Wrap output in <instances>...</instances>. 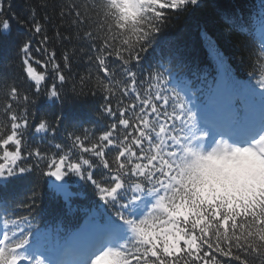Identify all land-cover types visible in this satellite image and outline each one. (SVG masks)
<instances>
[{
	"label": "snow or ice",
	"instance_id": "obj_1",
	"mask_svg": "<svg viewBox=\"0 0 264 264\" xmlns=\"http://www.w3.org/2000/svg\"><path fill=\"white\" fill-rule=\"evenodd\" d=\"M201 3L73 0L58 16L75 35L57 28L49 36L51 17L37 10L46 4L14 18L12 0H0V37L12 35L14 19L24 28L16 43L21 80L0 89V181L39 171L68 198L66 178L75 176L90 182L105 206L68 259L59 235L46 247L34 229L33 193L17 205L28 214H0V264H264V39L249 51L246 79L225 69L198 92L179 71L170 86L172 56L155 71L137 70L164 24ZM244 22L264 37V11ZM73 38L88 45L90 71L80 85L101 95L108 123L99 135L94 126L82 135L67 132L68 143L50 141L42 150L29 143V130L54 137L60 118L55 126L34 124L29 105L41 93L61 98L76 49L58 53L53 41ZM211 50L223 68V57ZM42 62L38 71L34 64Z\"/></svg>",
	"mask_w": 264,
	"mask_h": 264
},
{
	"label": "trees",
	"instance_id": "obj_2",
	"mask_svg": "<svg viewBox=\"0 0 264 264\" xmlns=\"http://www.w3.org/2000/svg\"><path fill=\"white\" fill-rule=\"evenodd\" d=\"M73 0H12L11 15L14 18L27 17L32 7L46 4L47 7L38 11L41 16L47 14L51 17L48 25V35L54 36L59 28L61 33L74 36L73 29L62 26L58 16L60 7ZM81 3L82 0H75ZM91 3L92 0H87ZM264 0H202L199 7L189 8L179 13L178 17L168 20L162 27L154 44L143 55L142 62L137 65L141 73L155 71L158 62L165 61L169 56L173 59V73L169 76L170 86L176 85V72L191 79L194 84L193 92L206 87L207 83L214 82L226 69L237 80L246 79L245 73L250 72L249 51L258 46L264 37L261 36L258 25L245 24L244 18L249 13L264 11ZM243 14V18H241ZM24 33V28L13 21L11 36L0 37V89L6 87L13 80H21V68L19 58L16 55V43ZM38 39V38H37ZM58 53L64 50L76 49L69 80L62 86L61 98L50 100L43 93L34 96V103L29 105V111L34 113V124L41 120L55 126L57 118H60L59 128L53 137L51 133H34L30 129L28 140L32 146L41 149H50V141L68 143L66 133L76 131L83 134L84 128L94 126L99 135L108 123L107 117L100 111L102 97L99 93L91 94L92 86L81 87L80 77L86 76L90 71L87 60L88 45L73 38L71 41L57 43L53 41ZM211 46H215L219 55L223 57L221 67L220 60L213 54ZM85 51L81 52L80 49ZM182 66L175 67L177 60ZM43 62L36 66L38 71H44ZM24 88H28L24 83ZM32 95L31 91L29 92ZM3 103V93L0 92V104ZM4 117L0 115V124ZM2 155V152H0ZM69 184L70 197L63 199L57 195L50 184L57 183L54 178L42 176L39 171L31 176L16 178L8 182L0 181V201L7 203L0 207V214L5 211L14 216H24L29 209L17 207L26 203L34 193L36 196L35 207L32 209L34 217V229L42 234V242L57 235L60 241L65 240L74 232L95 219H102L98 212L105 206L99 200L90 182L86 183L72 176L66 178ZM3 230L0 224V231Z\"/></svg>",
	"mask_w": 264,
	"mask_h": 264
},
{
	"label": "rangeland",
	"instance_id": "obj_3",
	"mask_svg": "<svg viewBox=\"0 0 264 264\" xmlns=\"http://www.w3.org/2000/svg\"><path fill=\"white\" fill-rule=\"evenodd\" d=\"M62 198L65 199L64 196H62ZM93 222H90L88 225H86L79 234H76V235L74 234V236L72 235L68 240L65 241V243L63 242L61 244H63L66 247L69 246L71 249H73V247L75 246L76 243H78L80 240H83L86 238L87 232L89 230H91V228L93 226ZM52 241L53 240H48L46 243V247L49 246ZM71 258H72V255H71L70 250H69L68 251V259H71Z\"/></svg>",
	"mask_w": 264,
	"mask_h": 264
}]
</instances>
